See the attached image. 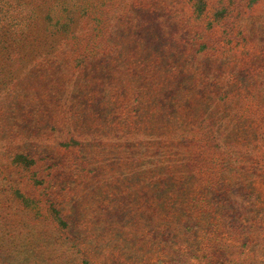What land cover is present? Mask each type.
<instances>
[{
    "label": "rangeland",
    "instance_id": "1",
    "mask_svg": "<svg viewBox=\"0 0 264 264\" xmlns=\"http://www.w3.org/2000/svg\"><path fill=\"white\" fill-rule=\"evenodd\" d=\"M36 1L0 3L11 4L9 18H33ZM45 1L80 15V31L74 44L43 49L46 60L32 50L0 82V264H170L180 242L149 231L175 214L159 211L133 173L152 152L188 170L200 240L225 238L237 264H264V214L234 233L219 219L227 207L213 201L214 216H204L198 206L207 184L244 177L230 196L264 207V0H202L199 16L196 0ZM196 100L210 116L192 109ZM214 115L228 146L211 137Z\"/></svg>",
    "mask_w": 264,
    "mask_h": 264
},
{
    "label": "trees",
    "instance_id": "2",
    "mask_svg": "<svg viewBox=\"0 0 264 264\" xmlns=\"http://www.w3.org/2000/svg\"><path fill=\"white\" fill-rule=\"evenodd\" d=\"M33 6V18H27L25 13L18 14L19 17L9 18L7 13L11 10V4H7L5 9L3 4L0 3V12L1 10L3 12L2 16H0V82L2 83L5 79L7 82L10 76L15 75L33 59L30 55L32 50L41 49L40 53L36 54L35 57L38 59L37 57L42 56L40 59L46 60L49 53H41L43 49L49 50L60 45L68 46L76 41L77 34L75 33L80 31L79 22H81L82 18L80 15L74 13L60 16L58 15L59 13L54 11V5L52 6L51 3L45 0L36 1ZM194 6L195 14L197 16L202 14L204 9L202 0H196ZM15 13H17V10ZM9 19L14 20L13 22L15 23L10 22ZM247 81L244 78V83H247ZM231 84L232 82L229 81L224 87H221L219 92L225 90V94ZM259 100H263V98L261 97ZM191 106L193 110L201 108L206 115L205 117L210 116L212 112L210 107L203 105L199 100H196ZM139 107L140 104L138 105ZM171 118L172 116H167V119ZM222 120V117H217L216 115L212 116V118L210 117L211 122L209 125L213 127V129L211 128V137L214 143L228 146L231 133L229 129L225 132L221 131ZM17 137H20V135L18 134ZM15 158L27 162L31 161L22 153L16 154ZM182 163L180 158L175 157V168H170L159 157V154L154 152L144 154L135 163V171L133 173L140 175L143 184L150 191V196L156 199L157 203L155 205L159 208V211L166 215L175 214V217L169 220L166 226L149 231L152 240L163 241L175 237V241L180 242L178 243L179 248H175L169 255L170 264H185V261L190 259L191 255L202 256L207 264H237V261H233L232 257L235 250L234 243L224 238L205 245V242L200 240L198 228L194 225L195 222L197 223L198 217L191 210L192 206L196 207L197 204L190 205V177L187 174L188 170L185 172L180 171ZM175 176L177 179H175ZM244 180H247V178L243 177L241 181L232 179V181L228 180L229 182L226 183L223 179H219L215 183L207 184L203 201L206 207H202L201 203H198V206H201L200 212H203L204 216H208V214L214 216L210 207L214 205L213 201H215L217 207H227L226 209L230 210L228 218L219 217V219H224L225 224L228 222L234 233L250 229V220L260 213L264 214V207L261 208L253 203H247L248 200H252V197L249 196L243 195L241 197L242 200L233 199L230 196L232 191V195H235L236 192L244 190ZM220 181L222 182L220 183ZM216 211L222 213V211ZM251 212L252 214H250ZM147 215L151 218L148 211ZM201 218L204 217L201 215ZM182 229L186 230L181 231ZM242 238L244 239L243 245L249 242L247 246H251L252 250L257 246L256 241L253 242L252 238L247 235L244 234ZM183 244L186 245L184 249H182Z\"/></svg>",
    "mask_w": 264,
    "mask_h": 264
}]
</instances>
